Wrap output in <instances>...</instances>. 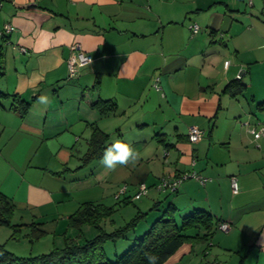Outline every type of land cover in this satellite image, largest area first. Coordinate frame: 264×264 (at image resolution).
<instances>
[{"label":"crops","instance_id":"0c3cea01","mask_svg":"<svg viewBox=\"0 0 264 264\" xmlns=\"http://www.w3.org/2000/svg\"><path fill=\"white\" fill-rule=\"evenodd\" d=\"M73 53L91 62L71 77ZM0 62V93L30 103L24 117L10 109L12 97L0 109V192L20 215L15 226L43 233L31 256L78 233L70 216L85 203L105 205L103 185L125 184L123 200L145 183L147 195L130 199L134 215L168 201L184 216L207 211L230 224L231 237L245 238L244 250L251 246L245 264H264V137L251 133L264 126V0H0ZM236 80L246 88L232 97L225 89ZM99 100L115 110L101 115L92 106ZM93 126L109 135L108 146L119 137L147 153L115 170L100 161L83 167ZM190 128L202 131L197 143ZM157 137L159 146L144 150ZM138 165L143 174L130 188ZM193 173L208 181L190 178L175 194L156 188L163 177ZM201 242L184 244L167 264Z\"/></svg>","mask_w":264,"mask_h":264},{"label":"trees","instance_id":"16d2710c","mask_svg":"<svg viewBox=\"0 0 264 264\" xmlns=\"http://www.w3.org/2000/svg\"><path fill=\"white\" fill-rule=\"evenodd\" d=\"M1 63L0 70L2 69ZM245 88L246 85L236 80L231 82L225 91H230L232 97H237L243 93ZM10 97H12L10 109L18 112L22 117L26 116L30 103L19 97L0 93V109L5 108L4 101ZM92 106L97 108L101 115H108L115 110V104L110 100H99ZM257 109L264 111V101L257 104ZM109 138L108 134L93 126L89 140V152L83 159V167L93 161H101L104 150L108 147ZM177 191L178 188L170 192L175 194ZM133 197L123 200L119 198L118 204H130L132 203L130 199L133 200ZM160 205L161 202H157L148 212H137L124 226L107 232L104 226L109 223L114 224L112 217L116 212L115 206L85 203L70 216L68 227L78 231L76 237L78 239L83 236L84 226H92L99 232L96 237L79 244L77 239L67 236L62 248H53L47 254L34 257H19L6 250L5 245L1 244L0 264H148L146 254H154L159 257L157 264H167L169 258L184 244L209 241L217 231L218 225L222 223V221H216L209 212L204 210H193L184 216L173 203H168L163 208H160ZM154 212L156 215L149 218L150 214ZM14 213V204L0 192V226L14 227L15 231L19 233L21 226L12 225L11 222ZM145 224L147 225L145 226ZM138 230H141L140 234H137ZM200 230L204 231L202 235ZM30 235L31 241H33L39 239L43 233L32 229ZM131 235L134 238L133 244L123 251L122 255L116 253V258L110 259L105 250L106 243L128 241ZM12 239L19 240V237H12Z\"/></svg>","mask_w":264,"mask_h":264},{"label":"rangeland","instance_id":"374dc122","mask_svg":"<svg viewBox=\"0 0 264 264\" xmlns=\"http://www.w3.org/2000/svg\"><path fill=\"white\" fill-rule=\"evenodd\" d=\"M114 127V123L110 124V129H113ZM121 138L119 137H114L113 141H120V142H124L125 140H120ZM160 138L157 137L155 138V140H149L147 141V143L149 144L146 149V151H149L150 149L154 150V146H157L160 142L159 140ZM133 142V141H132ZM130 142V143H132ZM136 143V142H133ZM84 141L80 142V145H83ZM133 148L138 149L137 146L139 145H143V143H138L137 146H135L134 144ZM159 146V145H158ZM138 153V157L137 159L134 161L135 165L137 164V162H141L142 159V154H146L147 152H138V150H136ZM84 152H77L78 155H80L82 157ZM160 152H157V154H159ZM143 154V155H144ZM156 154V152H155ZM156 154V155H157ZM144 160H146L145 158H143ZM160 163L157 162V164L162 165L161 162L163 161V158H160ZM148 160H146L147 162ZM95 162V161H94ZM73 163H75V161H72V165ZM81 163V162H80ZM71 165V167H72ZM83 165V162H82ZM81 165V166H82ZM143 169H140L139 165L135 167V171H134V178L133 180H128V184L130 185V188H132L134 179H138L141 177V175L143 174ZM108 172L106 171L104 174H107ZM107 187V189H106ZM125 187V184L121 183V185L116 186V185H108L102 187V193L103 195L106 193L105 190H107V194L105 196V198H103V203L107 206H114L115 204V209L116 212L114 213V217L112 218L114 221H116V228L124 226L127 222L130 221V219L133 217L135 211L137 210L138 207V201L137 202H133L127 205H120L118 204V201L115 199V195L117 193L120 192V190ZM118 190V191H117ZM117 193L112 196L113 192ZM132 190H130L131 192ZM109 192V194H108ZM129 192V193H130ZM133 192V191H132ZM133 194H135L133 192ZM173 195H169L168 197H172ZM169 202V201H168ZM168 202H166L165 205L168 204ZM20 215L16 214L15 216H13L11 222L12 225H17V223H20ZM108 225V226H107ZM105 230L107 232H111L114 230L115 226L112 224H106L105 226ZM20 228V232H16L14 227H1L0 226V245L4 244L6 250H8L9 252H11L12 250H17L16 252L18 253L17 256L19 257H34L36 255H41V254H47L49 253L53 248H62L59 244H55V246L47 251V252H43V251H39L37 252L38 254H32L33 256H31L29 253L30 248H37L38 246V242H40V239H38L37 241H33L30 242L28 240V236H26L28 233L31 234V228H29L28 230L25 229L24 227H19ZM141 229V228H140ZM141 230H138L137 234H140ZM98 231L95 230V228H93L92 226H84L83 228V236L80 238H76L78 233L75 231L74 236H70L71 238L75 237V239H77V242L79 244H83L85 243L86 240H91L94 237H96L98 235ZM12 237H19V243L18 247L17 246V241L15 242V240L12 239ZM215 237L217 238V241L213 242V247H209V242L208 241H202L201 243H199V246L201 247L199 249L198 246V252L197 253H188V256L186 257L185 261H182L180 264H240V262L243 264H245V261L247 260V254L249 249L251 248V246H247V248L244 250V241L245 238H242V235L238 234L236 236L231 237V234L229 233H223L221 231H218V233L216 234ZM53 238V237H52ZM133 237L132 235L130 236V239H128V241H121L119 243H113V242H108L105 245V250L107 252V255L110 257V259L114 260L116 258V253L122 255L123 251H126L132 244H133ZM52 241V239H51ZM50 241V242H51ZM201 244V245H200ZM50 245H52V242L50 243ZM49 246V245H48ZM43 249V248H42ZM125 249V250H124ZM24 251V252H23ZM45 251V250H44ZM204 252H207L208 255H204ZM13 253V252H11ZM246 256V258H245Z\"/></svg>","mask_w":264,"mask_h":264},{"label":"built area","instance_id":"2783aa9c","mask_svg":"<svg viewBox=\"0 0 264 264\" xmlns=\"http://www.w3.org/2000/svg\"><path fill=\"white\" fill-rule=\"evenodd\" d=\"M247 1L249 4H252V0H245ZM14 28L13 27H7V31H13ZM200 28L197 24H193L191 26V33L192 35H196L198 34ZM73 50H77L78 47L74 46L72 48ZM91 62V57L87 56L85 54L82 53H73L70 60H69V67H70V75L75 76L77 74V70L78 67H83L87 64H89ZM225 65V64H224ZM229 65V62H228ZM153 88L160 92L161 88H160V79L159 78H155L154 82H153ZM252 135L254 136L255 139H259L264 137V126H261L259 129H253L251 131ZM202 135V131L198 130L197 128H190L189 131V140L192 143H197ZM190 178H194L196 180H198L201 184H205L208 179L203 178L202 176L193 173L192 175H181L179 177H176L174 179L169 178V177H163L161 178L160 182L156 185L157 190L159 191H166L169 190L171 192L177 190V188H179V186L185 181L188 180ZM231 183H232V188H233V193H238V183H237V178L236 177H232L231 178ZM148 186L145 183H140L137 186V193L134 195L133 200H138L141 197L147 195L148 193ZM127 191V187H123L119 193H117L115 195V199L118 200L122 195H124ZM218 230L223 232V233H228L231 230V226L229 223L226 222H222L218 225Z\"/></svg>","mask_w":264,"mask_h":264},{"label":"clouds","instance_id":"9594fccd","mask_svg":"<svg viewBox=\"0 0 264 264\" xmlns=\"http://www.w3.org/2000/svg\"><path fill=\"white\" fill-rule=\"evenodd\" d=\"M225 67H228V62H225ZM40 101L47 103L48 98L41 96ZM138 157L136 150L129 144L116 141L109 145L103 153L100 163L106 169L115 170L117 166H127L130 162H134ZM148 264H157L159 257L154 254H146Z\"/></svg>","mask_w":264,"mask_h":264}]
</instances>
